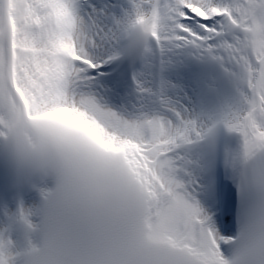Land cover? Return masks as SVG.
Returning <instances> with one entry per match:
<instances>
[{
  "label": "snow or ice",
  "instance_id": "obj_1",
  "mask_svg": "<svg viewBox=\"0 0 264 264\" xmlns=\"http://www.w3.org/2000/svg\"><path fill=\"white\" fill-rule=\"evenodd\" d=\"M0 168V264H264V0H0Z\"/></svg>",
  "mask_w": 264,
  "mask_h": 264
}]
</instances>
